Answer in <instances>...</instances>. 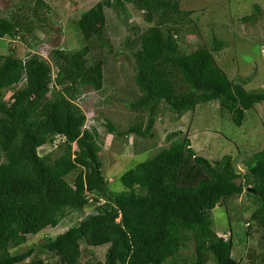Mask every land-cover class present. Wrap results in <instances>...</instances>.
<instances>
[{
  "label": "trees",
  "instance_id": "1",
  "mask_svg": "<svg viewBox=\"0 0 264 264\" xmlns=\"http://www.w3.org/2000/svg\"><path fill=\"white\" fill-rule=\"evenodd\" d=\"M180 1L99 0L78 19L81 48L53 49L50 60L0 52V264H79L82 243L108 245L105 259L89 264H180L177 256L189 242L195 249L186 264H264V251L254 248L245 263L233 255L240 238L251 234L250 222L235 238L233 230L219 235L211 215L222 200L246 190L255 205L249 219L264 228V147L247 159L242 173L231 155L210 160L184 136L122 173L124 190L109 189L99 130L85 126L86 113L76 102L86 87L103 88L105 61L92 50L107 44L106 8L123 10L132 3L149 22L157 19L131 42L137 45L134 80L141 92L131 106L149 111V118L144 128L138 121L120 134L150 135L163 102L179 119L198 104L218 101L242 125L246 111L264 101V89H247L250 79L233 80L218 64L215 53L225 47L223 40L183 50L178 34L194 11L181 9ZM254 8L243 21L260 18L259 5ZM23 28L32 29L13 14L0 16V38H15ZM45 145L62 152H42ZM89 206L76 224L14 252L27 235L56 227L68 213Z\"/></svg>",
  "mask_w": 264,
  "mask_h": 264
},
{
  "label": "rangeland",
  "instance_id": "2",
  "mask_svg": "<svg viewBox=\"0 0 264 264\" xmlns=\"http://www.w3.org/2000/svg\"><path fill=\"white\" fill-rule=\"evenodd\" d=\"M97 1L99 0H43L42 5H37V0H0V16L13 14L21 20L23 26L32 27L30 31L23 28L15 38H0V52L8 54L13 51L21 57L38 53L50 60L53 49L81 48L85 40L78 27V19L83 11ZM255 4L260 7V18L256 22L243 21L242 16L255 11ZM180 6L181 9L194 11L183 22L178 34L185 52L200 45H210L214 38L223 40L225 47L215 53L218 64L233 80L237 76L250 79L245 84L247 89H264V0H181ZM106 15L104 39L107 44L92 50L93 56L94 53L97 56L101 52L99 55L105 61L103 88L95 90L86 87L76 102L86 113V125L95 126L99 130V158L109 189L124 190L122 173L150 158L172 140L184 136L191 138L192 146L198 154L210 160L229 154L237 169L242 173L246 172L247 159L264 147V101L246 111L244 122L240 126L234 123L231 113L221 108L218 101L198 104L179 119L175 118L169 105L163 102L156 108L150 135L120 134V131H125L138 121L143 123L142 128L148 123L149 111H138L131 106L141 94L134 80L135 60L132 56L137 45L131 42L138 34L155 24L157 19L149 22L144 11L132 3H125L123 10L107 7ZM108 123L113 124L114 131L109 128ZM176 131H180L179 134L172 135ZM41 151L51 152L56 156L62 149L45 145L41 147ZM75 174L76 172L71 173L68 179ZM91 209L89 206L82 211L70 212L58 226L27 235V242L13 249L14 252L45 242L49 236L79 222ZM254 209L253 199L244 190L241 194L222 200L211 210L213 228L219 235H228L233 230L237 233L235 238H239V230L246 233L245 223H251V234L240 238L239 245H235L233 249V255L241 257L242 263L247 262L250 248H254L256 253L264 251V228L249 219ZM107 246L82 243L79 264L103 261ZM194 249L193 242H189L180 251L177 256L180 264H186L184 259L188 260ZM208 264L216 263L210 260Z\"/></svg>",
  "mask_w": 264,
  "mask_h": 264
},
{
  "label": "water",
  "instance_id": "3",
  "mask_svg": "<svg viewBox=\"0 0 264 264\" xmlns=\"http://www.w3.org/2000/svg\"><path fill=\"white\" fill-rule=\"evenodd\" d=\"M247 190H252V188L251 187H248Z\"/></svg>",
  "mask_w": 264,
  "mask_h": 264
},
{
  "label": "built area",
  "instance_id": "4",
  "mask_svg": "<svg viewBox=\"0 0 264 264\" xmlns=\"http://www.w3.org/2000/svg\"><path fill=\"white\" fill-rule=\"evenodd\" d=\"M56 69H57V67L54 68V70H56ZM54 75H55V74H54Z\"/></svg>",
  "mask_w": 264,
  "mask_h": 264
},
{
  "label": "clouds",
  "instance_id": "5",
  "mask_svg": "<svg viewBox=\"0 0 264 264\" xmlns=\"http://www.w3.org/2000/svg\"><path fill=\"white\" fill-rule=\"evenodd\" d=\"M86 122H87V121H86ZM85 126H87L86 123H85ZM89 127H90V126H89Z\"/></svg>",
  "mask_w": 264,
  "mask_h": 264
}]
</instances>
